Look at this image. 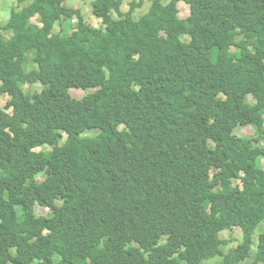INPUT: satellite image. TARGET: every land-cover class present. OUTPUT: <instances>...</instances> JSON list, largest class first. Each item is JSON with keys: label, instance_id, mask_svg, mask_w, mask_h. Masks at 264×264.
Wrapping results in <instances>:
<instances>
[{"label": "trees", "instance_id": "1", "mask_svg": "<svg viewBox=\"0 0 264 264\" xmlns=\"http://www.w3.org/2000/svg\"><path fill=\"white\" fill-rule=\"evenodd\" d=\"M14 1L0 22V264H264V0H155L139 19L138 3L93 0L102 28L67 0Z\"/></svg>", "mask_w": 264, "mask_h": 264}, {"label": "rangeland", "instance_id": "2", "mask_svg": "<svg viewBox=\"0 0 264 264\" xmlns=\"http://www.w3.org/2000/svg\"><path fill=\"white\" fill-rule=\"evenodd\" d=\"M67 1H68L67 2L68 7L72 9H79L80 11H82V15L84 16V18L88 19V22L91 25L97 28L103 27L102 20L95 18L93 14V5H92L93 0H67ZM154 1L155 0H122L123 5L121 7V10L122 12L127 13L130 11L133 3H138L139 5L135 10V17L136 19H139L141 16L145 15L149 11V9L152 8V3ZM160 1L164 3V5H168L171 2V0H160ZM14 3H15L14 0H0V22L1 23L7 22V19L10 15L11 10L14 8ZM180 7H181L182 15L187 16L189 9L185 5H180ZM114 16L117 17V14H114ZM32 22L34 23L36 22V20H32ZM78 22H79L78 17L69 18L63 21V23L58 22L54 28V32L56 34H60L63 37H68L77 28ZM190 39H191L190 36H187V35L182 36V40L184 42H189ZM31 65L32 64H30V67ZM237 86H238V82L233 83L234 88H236ZM22 88L26 94H35V93H41L44 89V86L40 83H35V84L25 85ZM90 92H94V91L93 90H82V89H76V88L71 89V95L74 98L79 99V100L86 97V95ZM248 99L251 104H254V105L257 104L256 100L252 96L249 97ZM8 101H9L8 97L1 98L0 108L5 109V106ZM99 134H100V130L95 129V130L85 133L83 137H96ZM238 135L243 136V137L253 138L254 136L255 137L257 136V132L252 127H247V128L241 129L240 132H238ZM43 150L45 152L50 151V149L47 147H44ZM259 166L264 168V158L259 159ZM36 214L38 216L47 215L48 214L47 208L37 206ZM261 231L262 229L257 230L253 237V240H254L253 252H252L253 257H255L256 253L259 251V236L261 234ZM235 234L236 233H233L232 231H225L221 233V237L225 240L233 241L234 244L241 243L243 240V234L240 235L238 240L236 239ZM232 248H234V245H231L228 249H232ZM220 259L221 258L217 257V258L208 260L204 262L203 264H215L217 263V261L219 262Z\"/></svg>", "mask_w": 264, "mask_h": 264}, {"label": "clouds", "instance_id": "3", "mask_svg": "<svg viewBox=\"0 0 264 264\" xmlns=\"http://www.w3.org/2000/svg\"><path fill=\"white\" fill-rule=\"evenodd\" d=\"M77 10V9H76ZM79 10V9H78ZM96 18V17H95Z\"/></svg>", "mask_w": 264, "mask_h": 264}]
</instances>
